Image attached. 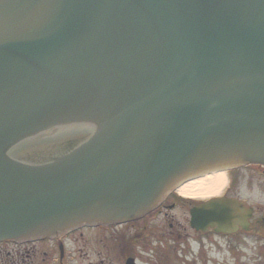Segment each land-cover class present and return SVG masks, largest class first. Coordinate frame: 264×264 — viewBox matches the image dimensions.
Instances as JSON below:
<instances>
[{
	"label": "water",
	"instance_id": "water-1",
	"mask_svg": "<svg viewBox=\"0 0 264 264\" xmlns=\"http://www.w3.org/2000/svg\"><path fill=\"white\" fill-rule=\"evenodd\" d=\"M251 164L264 0H0V240L125 223Z\"/></svg>",
	"mask_w": 264,
	"mask_h": 264
},
{
	"label": "flooded vegetation",
	"instance_id": "flooded-vegetation-1",
	"mask_svg": "<svg viewBox=\"0 0 264 264\" xmlns=\"http://www.w3.org/2000/svg\"><path fill=\"white\" fill-rule=\"evenodd\" d=\"M73 140L66 149L80 142ZM241 171L262 176L259 184L264 187L262 166L228 170L221 196L183 199L173 190L152 211L127 223L81 225L50 237L1 240L0 264H69L68 241L78 245L79 254L85 252L88 264H264V212L238 195ZM85 236L90 246L82 244L87 243Z\"/></svg>",
	"mask_w": 264,
	"mask_h": 264
},
{
	"label": "bare ground",
	"instance_id": "bare-ground-1",
	"mask_svg": "<svg viewBox=\"0 0 264 264\" xmlns=\"http://www.w3.org/2000/svg\"><path fill=\"white\" fill-rule=\"evenodd\" d=\"M227 185L225 171L211 170L181 182L175 190L183 198L207 200L223 195Z\"/></svg>",
	"mask_w": 264,
	"mask_h": 264
},
{
	"label": "rangeland",
	"instance_id": "rangeland-1",
	"mask_svg": "<svg viewBox=\"0 0 264 264\" xmlns=\"http://www.w3.org/2000/svg\"><path fill=\"white\" fill-rule=\"evenodd\" d=\"M239 176H241V179H242V183L240 184V187H238V195L245 199L248 204L251 206V207H255V206H260L262 209H263V212H264V187H262L260 184H259V179H263L262 176L260 177H255L251 172L249 171H241L239 173ZM257 181L256 183L258 184H254L253 181ZM183 198V197H181ZM183 199H186V198H183ZM201 200V199H200ZM91 238L93 237V235H89ZM90 237L89 239H87V243H85L84 241L82 242V244L84 245H88L90 246L91 245V241H90ZM77 244H75V242H71V241H68V250L69 252L71 253L70 255V263L69 264H88V260L85 257L84 255V251L82 253H78L77 251ZM38 256H39V260L41 258V254L38 253ZM83 256V257H81ZM38 260V261H39Z\"/></svg>",
	"mask_w": 264,
	"mask_h": 264
}]
</instances>
